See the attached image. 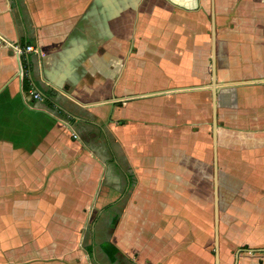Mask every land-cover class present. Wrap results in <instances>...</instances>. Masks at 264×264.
Masks as SVG:
<instances>
[{
  "label": "crops",
  "instance_id": "crops-1",
  "mask_svg": "<svg viewBox=\"0 0 264 264\" xmlns=\"http://www.w3.org/2000/svg\"><path fill=\"white\" fill-rule=\"evenodd\" d=\"M215 175L264 264V0H0V264H214Z\"/></svg>",
  "mask_w": 264,
  "mask_h": 264
},
{
  "label": "water",
  "instance_id": "water-1",
  "mask_svg": "<svg viewBox=\"0 0 264 264\" xmlns=\"http://www.w3.org/2000/svg\"><path fill=\"white\" fill-rule=\"evenodd\" d=\"M213 79V78H212ZM212 141H213V148L215 153L216 148V100H215V88H214V96L212 100ZM215 157V155H214ZM216 164V162H215ZM216 169V165L214 166ZM214 215H213V222H214V264H219V255H218V202H217V177H214V205H213ZM244 250L243 248H238L235 252V259L234 263L236 264V259L238 256V252ZM249 251H254V249H249ZM257 251V250H256ZM258 251H264V248H259Z\"/></svg>",
  "mask_w": 264,
  "mask_h": 264
},
{
  "label": "trees",
  "instance_id": "trees-1",
  "mask_svg": "<svg viewBox=\"0 0 264 264\" xmlns=\"http://www.w3.org/2000/svg\"><path fill=\"white\" fill-rule=\"evenodd\" d=\"M26 78H23V82L26 83ZM46 104L48 107L52 106V103L50 100L46 99ZM244 248L246 246H243ZM100 248L103 251V253L108 258L109 262L111 264H135L132 262L129 258H127L125 255H123L120 250L112 244L110 241H104L100 244ZM87 251L92 252V245L87 247Z\"/></svg>",
  "mask_w": 264,
  "mask_h": 264
},
{
  "label": "built area",
  "instance_id": "built-area-1",
  "mask_svg": "<svg viewBox=\"0 0 264 264\" xmlns=\"http://www.w3.org/2000/svg\"><path fill=\"white\" fill-rule=\"evenodd\" d=\"M10 45L13 48V50H15L17 52H20L22 50H26V51H34V50H36V48L32 44L20 45V44L12 43ZM32 95L36 99H41L42 98V96H40V94L38 92H32ZM73 135L75 136V134H73Z\"/></svg>",
  "mask_w": 264,
  "mask_h": 264
},
{
  "label": "rangeland",
  "instance_id": "rangeland-1",
  "mask_svg": "<svg viewBox=\"0 0 264 264\" xmlns=\"http://www.w3.org/2000/svg\"><path fill=\"white\" fill-rule=\"evenodd\" d=\"M89 224L91 225L90 221H88V223L86 225V228H84V230H89V228H90ZM96 239L100 240L101 238L97 237ZM223 257H224V259H223L224 263L223 264H233L234 263V259H235V249L231 252V254L224 255ZM219 261H220V258H219ZM99 262L102 263V264H109V262L105 261V260H102V262L101 261H99Z\"/></svg>",
  "mask_w": 264,
  "mask_h": 264
}]
</instances>
